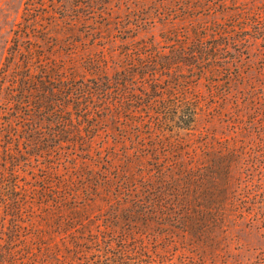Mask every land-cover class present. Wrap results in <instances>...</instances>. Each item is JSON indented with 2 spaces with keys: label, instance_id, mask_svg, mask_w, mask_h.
<instances>
[{
  "label": "trees",
  "instance_id": "16d2710c",
  "mask_svg": "<svg viewBox=\"0 0 264 264\" xmlns=\"http://www.w3.org/2000/svg\"><path fill=\"white\" fill-rule=\"evenodd\" d=\"M251 40L264 0H25L0 69V264H208L255 225V120L241 143L210 131Z\"/></svg>",
  "mask_w": 264,
  "mask_h": 264
},
{
  "label": "rangeland",
  "instance_id": "374dc122",
  "mask_svg": "<svg viewBox=\"0 0 264 264\" xmlns=\"http://www.w3.org/2000/svg\"><path fill=\"white\" fill-rule=\"evenodd\" d=\"M25 0H0V69L6 55L8 46L12 38V30L21 20ZM227 14H220L211 18H204L202 22L210 25L212 21H226ZM165 30L161 24L155 25L148 31L142 32L138 38L146 39L154 36L160 39V34ZM249 50L243 54L241 62V72L243 81L236 86L239 91L240 108L234 104V97L229 101V112L223 119L215 120L210 127V131L217 137L227 139L231 144L241 143L245 139L249 141L245 134H236L231 125L233 122L244 124V127L251 125L255 120V128L249 138L256 142L264 143V41L251 40ZM201 90L207 93L206 87ZM219 105L218 100L212 103ZM230 118L231 124L227 126L224 120ZM205 119H202L204 125ZM250 144H252L250 142ZM258 162V161H257ZM260 163V161L258 162ZM264 165V162H262ZM257 173V172H256ZM257 177V176H256ZM260 193H264V181ZM257 208L259 221L255 225H250L248 221H242L232 226L230 240L222 244L218 249L220 255L210 260L208 264H264V195L258 196ZM201 264V263H198Z\"/></svg>",
  "mask_w": 264,
  "mask_h": 264
}]
</instances>
